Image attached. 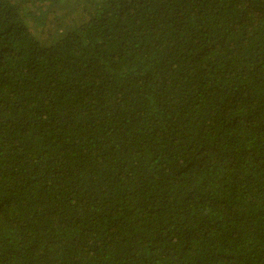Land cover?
Returning <instances> with one entry per match:
<instances>
[{"label": "trees", "instance_id": "trees-1", "mask_svg": "<svg viewBox=\"0 0 264 264\" xmlns=\"http://www.w3.org/2000/svg\"><path fill=\"white\" fill-rule=\"evenodd\" d=\"M0 264H264V0H0Z\"/></svg>", "mask_w": 264, "mask_h": 264}]
</instances>
